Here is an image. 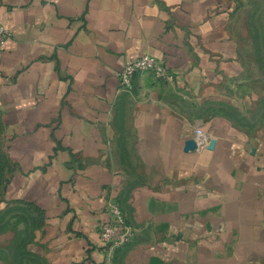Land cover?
Segmentation results:
<instances>
[{
    "label": "crops",
    "instance_id": "crops-1",
    "mask_svg": "<svg viewBox=\"0 0 264 264\" xmlns=\"http://www.w3.org/2000/svg\"><path fill=\"white\" fill-rule=\"evenodd\" d=\"M262 14L264 0H0V264H108L114 201L134 238L111 264H264ZM144 55L172 79L123 90Z\"/></svg>",
    "mask_w": 264,
    "mask_h": 264
},
{
    "label": "built area",
    "instance_id": "built-area-1",
    "mask_svg": "<svg viewBox=\"0 0 264 264\" xmlns=\"http://www.w3.org/2000/svg\"><path fill=\"white\" fill-rule=\"evenodd\" d=\"M12 38V33L5 26L0 25V49ZM150 74L158 80L172 79L168 67L159 59L144 55L126 65L120 74L121 88L131 91L134 78L138 74ZM208 139L202 131H197V144L200 147L208 145ZM107 212L110 221L106 223L100 233V239L108 250V264H111L114 253L129 245L134 238V228L127 220L125 213L117 202L108 205Z\"/></svg>",
    "mask_w": 264,
    "mask_h": 264
},
{
    "label": "rangeland",
    "instance_id": "rangeland-1",
    "mask_svg": "<svg viewBox=\"0 0 264 264\" xmlns=\"http://www.w3.org/2000/svg\"><path fill=\"white\" fill-rule=\"evenodd\" d=\"M235 1H238L241 3V0H235ZM260 16L264 17L263 14ZM260 24L262 27L263 24L262 23H260ZM261 31L263 32L264 29L262 28ZM253 40L254 41H252V42H253V45L255 47H253L254 49L252 50V52L250 54V61H252L253 62L252 64H254V66H256V68H255L256 72L258 71L257 76H260L264 79V38H260V37L258 38L257 37ZM256 72H254V74ZM123 142H124V144L127 142V138H126L125 134L122 135V142L121 143H123ZM4 166H5V163H3V161H2V156H1V152H0V192L2 190V178L4 177L3 170H5ZM0 195H1V193H0ZM0 200H1V198H0Z\"/></svg>",
    "mask_w": 264,
    "mask_h": 264
},
{
    "label": "water",
    "instance_id": "water-1",
    "mask_svg": "<svg viewBox=\"0 0 264 264\" xmlns=\"http://www.w3.org/2000/svg\"><path fill=\"white\" fill-rule=\"evenodd\" d=\"M196 147V143L194 141H189L187 143V149H194Z\"/></svg>",
    "mask_w": 264,
    "mask_h": 264
}]
</instances>
